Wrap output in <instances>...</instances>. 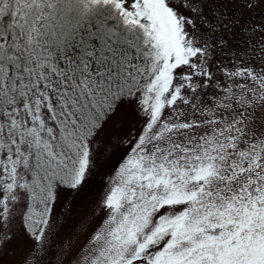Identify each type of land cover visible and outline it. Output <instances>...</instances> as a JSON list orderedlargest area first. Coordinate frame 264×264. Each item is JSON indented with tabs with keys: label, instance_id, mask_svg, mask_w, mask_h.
<instances>
[{
	"label": "snow or ice",
	"instance_id": "1",
	"mask_svg": "<svg viewBox=\"0 0 264 264\" xmlns=\"http://www.w3.org/2000/svg\"><path fill=\"white\" fill-rule=\"evenodd\" d=\"M262 7L0 0V264H264Z\"/></svg>",
	"mask_w": 264,
	"mask_h": 264
},
{
	"label": "rangeland",
	"instance_id": "2",
	"mask_svg": "<svg viewBox=\"0 0 264 264\" xmlns=\"http://www.w3.org/2000/svg\"><path fill=\"white\" fill-rule=\"evenodd\" d=\"M257 15H264V7L257 10ZM123 119L125 121V125L134 123L136 117L131 108L125 107L123 109V115H119L113 118V121L109 122V125L106 128L110 129V131H117L116 128H113L112 125L115 121ZM107 182V177L103 176H95L91 179V181L86 186L87 190L82 189L81 193L72 200V209L71 214L69 215L65 208L61 207L58 210V214L62 220V226L58 229L59 235L54 236L50 241V247L48 249L49 254L56 253L59 254L60 248L64 243L67 242L68 239L74 238L77 232L80 229V225L82 222H85L87 217L89 216L92 205L97 200L100 190L103 188L104 184ZM71 199V198H70ZM16 246L9 245V248H15ZM51 259L53 264H56V255H51ZM16 257L12 255H5L3 257V264H14Z\"/></svg>",
	"mask_w": 264,
	"mask_h": 264
}]
</instances>
